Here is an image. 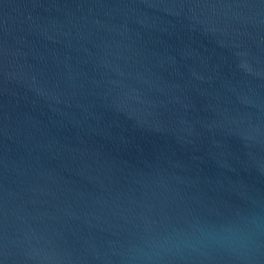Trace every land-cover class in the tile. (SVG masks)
<instances>
[{
    "label": "water",
    "instance_id": "95a60500",
    "mask_svg": "<svg viewBox=\"0 0 264 264\" xmlns=\"http://www.w3.org/2000/svg\"><path fill=\"white\" fill-rule=\"evenodd\" d=\"M0 264H264V0H0Z\"/></svg>",
    "mask_w": 264,
    "mask_h": 264
}]
</instances>
